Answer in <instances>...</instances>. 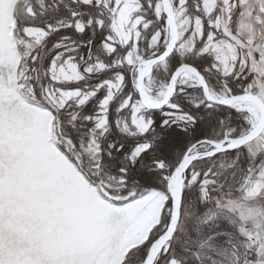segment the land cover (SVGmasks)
Instances as JSON below:
<instances>
[{
    "label": "snow or ice",
    "instance_id": "1",
    "mask_svg": "<svg viewBox=\"0 0 264 264\" xmlns=\"http://www.w3.org/2000/svg\"><path fill=\"white\" fill-rule=\"evenodd\" d=\"M222 197L264 205V0H0V264H264Z\"/></svg>",
    "mask_w": 264,
    "mask_h": 264
},
{
    "label": "rangeland",
    "instance_id": "2",
    "mask_svg": "<svg viewBox=\"0 0 264 264\" xmlns=\"http://www.w3.org/2000/svg\"><path fill=\"white\" fill-rule=\"evenodd\" d=\"M222 200L223 203L220 206L233 212L240 221L239 227L244 228L247 225V234L264 238V205L254 197L248 200L243 197L224 200L222 197Z\"/></svg>",
    "mask_w": 264,
    "mask_h": 264
}]
</instances>
